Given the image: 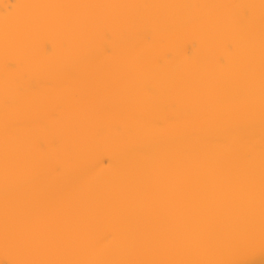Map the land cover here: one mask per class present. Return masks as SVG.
Masks as SVG:
<instances>
[{
	"label": "bare ground",
	"instance_id": "obj_1",
	"mask_svg": "<svg viewBox=\"0 0 264 264\" xmlns=\"http://www.w3.org/2000/svg\"><path fill=\"white\" fill-rule=\"evenodd\" d=\"M0 264H264V0H0Z\"/></svg>",
	"mask_w": 264,
	"mask_h": 264
}]
</instances>
